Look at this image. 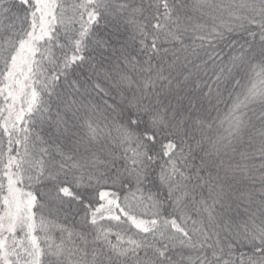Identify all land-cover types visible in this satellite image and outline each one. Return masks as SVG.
Listing matches in <instances>:
<instances>
[{"label":"snow or ice","instance_id":"snow-or-ice-1","mask_svg":"<svg viewBox=\"0 0 264 264\" xmlns=\"http://www.w3.org/2000/svg\"><path fill=\"white\" fill-rule=\"evenodd\" d=\"M0 264H264V0H0Z\"/></svg>","mask_w":264,"mask_h":264}]
</instances>
